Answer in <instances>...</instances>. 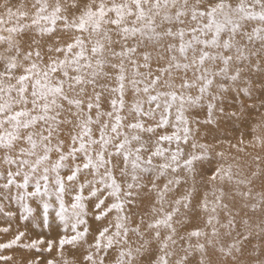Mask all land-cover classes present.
Instances as JSON below:
<instances>
[{
  "label": "snow or ice",
  "instance_id": "snow-or-ice-1",
  "mask_svg": "<svg viewBox=\"0 0 264 264\" xmlns=\"http://www.w3.org/2000/svg\"><path fill=\"white\" fill-rule=\"evenodd\" d=\"M2 6L0 264H264L260 157L197 140L264 108V0Z\"/></svg>",
  "mask_w": 264,
  "mask_h": 264
},
{
  "label": "rangeland",
  "instance_id": "rangeland-1",
  "mask_svg": "<svg viewBox=\"0 0 264 264\" xmlns=\"http://www.w3.org/2000/svg\"><path fill=\"white\" fill-rule=\"evenodd\" d=\"M35 0H7V6L11 7L14 11L19 10L21 12H27L31 14L34 9L32 7ZM50 3H54L55 0H49ZM65 2V0H62ZM68 3H71L72 0H67ZM5 4V0H0V15L5 13V7L2 5ZM256 108H250L248 113H246L239 121L233 122L232 120L222 121V128L224 129L222 134L216 135L215 138L213 135H209L206 139L203 138V133L200 137H197L199 143H206L209 147L210 162L205 161L203 164V175L202 181L205 188L211 191L212 183H215L218 187H223L225 191H228L231 186L228 184L227 180L223 183L217 179V181L212 182L210 180V174L218 166L228 167L231 166L233 174H238L241 178L251 177V174L257 169V160L256 157H260L259 167L262 170L261 174L253 179V191H262L264 190V148L259 146H253V133L251 129L260 124L261 120L264 119V108L260 107L259 99L255 101ZM195 130V129H194ZM167 147V145H164ZM175 148V145H172ZM184 147V145H182ZM218 153H223V156L218 155ZM200 176L197 177L199 181ZM163 183V181H161ZM212 197L210 196L209 199ZM239 200V198H237ZM150 219V217L145 216V220ZM223 219V216H222ZM36 232H39L40 229H36ZM45 237L52 239L54 244L58 243V236L56 232L51 233L45 232ZM4 239L0 237V240ZM56 249L53 248L51 257H55ZM44 257H49L48 253L43 254ZM16 258L19 259V253L16 254ZM39 259V257H37Z\"/></svg>",
  "mask_w": 264,
  "mask_h": 264
},
{
  "label": "bare ground",
  "instance_id": "bare-ground-1",
  "mask_svg": "<svg viewBox=\"0 0 264 264\" xmlns=\"http://www.w3.org/2000/svg\"><path fill=\"white\" fill-rule=\"evenodd\" d=\"M260 177H258V179H259Z\"/></svg>",
  "mask_w": 264,
  "mask_h": 264
}]
</instances>
